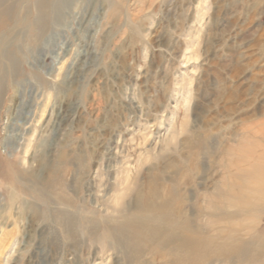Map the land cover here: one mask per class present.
I'll return each instance as SVG.
<instances>
[{"label": "rangeland", "instance_id": "1", "mask_svg": "<svg viewBox=\"0 0 264 264\" xmlns=\"http://www.w3.org/2000/svg\"><path fill=\"white\" fill-rule=\"evenodd\" d=\"M254 167L264 0H0V264H264Z\"/></svg>", "mask_w": 264, "mask_h": 264}, {"label": "bare ground", "instance_id": "2", "mask_svg": "<svg viewBox=\"0 0 264 264\" xmlns=\"http://www.w3.org/2000/svg\"><path fill=\"white\" fill-rule=\"evenodd\" d=\"M262 157V156H261ZM263 169V167H254L253 169H252V171L248 174V177H246V179H247V181H250L253 185H255V187L253 188V189H251V191H250V193H252L255 197H256V199L258 200V201H260L261 202V205H258V206H256V209L254 210L255 212L256 211H261L262 210V208L264 209V178H262V177H264V176H262L261 177V175H260V172H261V170ZM246 173V172H245ZM184 180V179H183ZM182 180V181H183ZM175 183V182H174ZM178 184H179V182H178ZM177 184V185H178ZM181 184V183H180ZM154 189V188H153ZM152 189V190H153ZM179 189V188H178ZM151 190V191H152ZM149 192L148 193V195H147V198L145 199V201L147 202V203H149L150 202V206H148V209L151 207V210H152V208H155V206L154 205H152V202H153V200H154V196L156 195V193L154 192V191H152V192ZM157 191V190H156ZM166 192V191H165ZM171 192V191H170ZM172 192H174V191H172ZM174 194H175V192H174ZM173 194V195H174ZM160 195V194H159ZM171 194H169L168 196L169 197H171L170 196ZM145 196V195H144ZM141 197H143V196H141ZM140 197V198H141ZM158 197V196H157ZM237 197V196H236ZM163 198V197H162ZM172 198V197H171ZM170 198V199H171ZM142 200V199H141ZM174 200V199H173ZM172 201V200H171ZM170 201V202H171ZM164 202V201H163ZM139 203V202H138ZM160 203V202H159ZM167 203V202H166ZM174 203V202H173ZM144 204V203H143ZM146 204V203H145ZM172 204V203H171ZM148 205V204H147ZM164 205V204H163ZM162 205V206H163ZM167 206H169V204H166ZM213 206H214V204H213ZM251 206V205H250ZM216 207V206H215ZM137 208H139V207H137ZM164 208V207H163ZM143 209V208H142ZM179 209H180V207H179ZM224 209V208H223ZM181 210V209H180ZM146 211V210H145ZM178 212V211H177ZM156 213V212H155ZM137 215V214H136ZM162 215V214H161ZM161 215H160V217H161ZM156 216V215H155ZM159 216V215H158ZM225 217V216H224ZM220 218V217H219ZM223 220H224V218H223ZM176 223H177V221H176ZM186 223V222H185ZM127 224H128V228H130L131 230H132V232H130V234L128 235V233H127V236H126V234H124L123 236H120V235H118V239L122 242V244H124V246H127V245H129V241L132 239V240H136L137 242L139 241L140 243H146V241H148V239L150 240V238H155V237H157L158 235L157 234H152L151 232V230H150V226L146 223V222H144L143 220H140V219H137V218H131L130 220H128L127 221ZM150 224V223H149ZM169 224H171V222L169 223ZM151 225V224H150ZM174 225H176V224H174ZM183 225V224H182ZM186 225V224H185ZM154 226V225H153ZM152 226V227H153ZM156 227V226H155ZM178 228V227H177ZM186 228V227H185ZM155 229V228H154ZM174 229V228H173ZM190 229V228H189ZM177 230V229H176ZM187 230V229H186ZM179 231V230H178ZM177 231V232H178ZM163 232V231H162ZM122 233V232H121ZM153 233H155V232H153ZM165 233V232H164ZM179 233V232H178ZM182 233V232H181ZM189 233V232H188ZM187 233V234H188ZM115 234V233H114ZM123 234V233H122ZM171 234V233H170ZM195 234H196V232H195ZM160 235V234H159ZM189 235V234H188ZM162 236V235H161ZM164 236V235H163ZM170 236V235H169ZM181 236V235H180ZM182 236H184V234L182 235ZM190 236H191V234H190ZM232 236V235H231ZM173 237V236H172ZM179 237V236H178ZM186 237H187V235H186ZM194 237V236H193ZM195 237H197L196 239H194V247L195 246H198V248H200V250L198 251V250H196V249H194V250H191V251H189L188 253H189V256H193L194 258H197V256H199V255H197V254H200L201 255V253H204V250H205V248L206 247H208L209 246V243L210 244H213V245H211L210 247H208L207 249H209V250H212L211 249V247H215L216 246V244L215 243H213V242H205V239L204 238H200V237H198V236H196L195 235ZM171 238V237H170ZM240 238V237H239ZM259 238V237H258ZM10 239V238H9ZM161 239V238H160ZM169 239V238H168ZM172 239V238H171ZM175 239V238H174ZM184 239V238H183ZM191 239V238H190ZM156 240V239H155ZM178 240H180V238L178 239ZM186 240V239H185ZM260 240H262L261 238H260ZM259 240V242H260V244L262 243L261 241ZM135 241V242H136ZM170 241V240H169ZM184 241V240H183ZM183 241H182V243H183ZM237 241H238V243H237ZM14 242V241H13ZM157 242H159V241H157ZM172 242V241H171ZM174 242H176V241H174ZM178 242V241H177ZM181 242V241H180ZM152 243V242H151ZM154 243V242H153ZM222 243H224V242H222ZM222 243H217V248L215 249V248H213V249H215V250H218V252H220L221 253V248H222V246H223V244ZM14 244V243H13ZM16 244V243H15ZM147 244V243H146ZM150 244V243H149ZM180 244V243H179ZM183 244H185V243H183ZM188 244V243H187ZM231 246H235V250H237L238 252H242V250L245 248V246L242 244V241H240L237 237H234V236H232L231 238H229L228 239V243L226 244V250L227 251H229L230 252V250L231 251H233L231 248H229V245ZM2 245V244H1ZM9 245V244H8ZM8 245L5 247V249L8 247ZM132 245V244H131ZM177 245V244H176ZM175 245V246H176ZM225 245V244H224ZM165 246V245H164ZM178 246V245H177ZM132 247V246H131ZM151 247V246H150ZM180 247V246H179ZM181 247H182V245H181ZM190 248V247H189ZM223 248H225L224 246H223ZM140 249V248H139ZM143 249V248H142ZM182 249H184V248H182ZM207 249H206V251H207ZM223 250V249H222ZM205 251V253L204 254H206L207 252ZM183 252V251H182ZM212 252H213V250H212ZM211 252V253H212ZM223 252V251H222ZM237 252V253H238ZM179 253H180V251H179ZM187 253V254H188ZM215 253H216V251H215ZM225 253H226V251H225ZM231 253V252H230ZM186 254V255H187ZM203 254V255H204ZM222 254V253H221ZM224 254V253H223ZM222 254V255H223ZM227 254V253H226ZM249 254V253H248ZM179 255V254H178ZM177 255V256H178ZM185 255V256H186ZM184 256V255H183ZM228 256H229V254H228ZM227 256V257H228ZM231 256V255H230ZM235 256V255H234ZM192 257V258H193ZM200 257V256H199ZM223 257H225L224 255H223ZM237 257V256H236ZM242 257V256H241ZM240 257V258H241ZM257 257V256H256ZM226 258V257H225ZM190 259V258H189ZM230 258L228 257V260H229ZM248 259V258H247ZM187 260V259H186ZM200 260V259H199ZM194 261H196V260H194ZM189 262V261H188ZM197 263V262H196ZM194 264V263H193Z\"/></svg>", "mask_w": 264, "mask_h": 264}]
</instances>
